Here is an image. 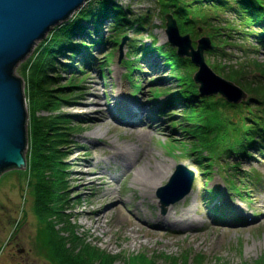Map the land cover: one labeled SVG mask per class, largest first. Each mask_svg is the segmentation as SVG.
I'll list each match as a JSON object with an SVG mask.
<instances>
[{
    "label": "rangeland",
    "instance_id": "1",
    "mask_svg": "<svg viewBox=\"0 0 264 264\" xmlns=\"http://www.w3.org/2000/svg\"><path fill=\"white\" fill-rule=\"evenodd\" d=\"M101 1L102 0L89 1L78 10L73 17L63 23V25L77 18L81 11L85 12L88 8L98 7ZM117 1L124 9L129 10L128 14L131 20L146 18L144 30L136 31L137 29H128L127 33H125L129 41L123 53L120 52L117 45L110 43L113 32L111 29V20L106 19L101 25L99 35H95L92 30H87L89 32L87 37L89 41L86 45L92 47L88 50H84V52L88 54L87 57L90 58L88 63L84 64L82 61V59L86 58L85 54L80 53L75 55V58H71L68 54H64L61 55L57 61V70L54 74L50 73V76H57L58 73L60 74V78L57 79V84L54 87L59 85L66 88L67 86H78V88L70 89L71 91L69 90V92H73L71 94L72 96L69 97L68 102H61L62 108L60 110V114L66 118L68 117L76 127V131L68 136V142L65 143L62 149V154L67 160L65 167L67 168L66 175L68 178V187H70L69 192L66 193V196L70 197V201L66 205L68 210L65 218L71 221V225L77 229L78 236L87 244L96 248L99 253L114 258L112 264H144L143 261L145 260L152 261L156 264H185L187 259L193 264H196L197 260H201L205 264H264V150H260V152L252 150L250 151L251 155L230 156L232 152L235 151V148L231 147L235 139L231 136L232 132L229 128L220 131V139L217 138V129H214L212 126L213 129L208 132L200 131L197 133L195 140H193L181 131V126L176 127L173 125L174 122H183L182 106H177L174 110L172 109L173 115L170 116V118L168 113L171 107H169L170 105H166L169 96L163 95V93L158 94L159 96L157 98L161 97V95L163 96L156 101L154 99V94L156 92L166 91L171 95L170 93H175L180 89V87H178L179 83L172 77L170 69L164 67V62L157 56V53H150V58L148 57L149 60L156 62V71L148 62V58L145 57V54L138 51V54L141 53L137 56L136 51H133L132 47H130V44H136L137 46L141 44L153 46L156 44V46H161L168 42L165 19L161 12L160 5H158L155 0ZM228 19H230V17H228ZM90 26L93 29L91 24ZM59 27L60 26H56L53 28L47 34L46 38L41 40L34 47L32 53L16 68V75L21 77L25 84L26 108L28 112L27 131L29 140L28 147L25 150L26 167L7 171L0 176V264H14L15 245L25 249L28 253L30 264H55L45 258L44 255L40 256L35 246L39 239V229L44 226V223H42L37 216L35 210L36 201L32 193L33 189L29 185V177L25 172L31 163V115L29 99L26 92L28 89V82L26 77L24 78L23 68L40 49L39 45L52 36L54 31ZM240 29L241 31L244 30V28H239V30ZM260 32L264 33V29L251 27L250 32L245 33L246 35H242L243 33L234 34L229 31L220 30V34L225 36L230 34L233 39H236L231 43L234 47H226V52H228L229 56L222 61L217 58H212L206 52L205 60L207 64L211 68H213V64H220V66L224 64L227 66L229 64L239 67L248 66L250 80L256 78V85L264 89V68L262 67V69H260L261 67L253 63V60L264 63V46L261 45L262 43H260L257 37ZM200 33L201 36L199 38L206 35L203 30ZM78 39L79 38L76 39V42L81 43ZM91 42L101 43L97 45ZM238 44L243 45L239 46ZM237 46L244 50L238 49ZM142 56L144 59L136 65L140 71L135 72L130 77V79L134 80L131 82L128 77L130 69L127 67V63H123V61H128V59L131 60V58L135 57L141 58ZM67 65H71L72 69L69 68L65 72L62 67L65 68ZM189 73L192 75L191 68H189ZM73 78H77L75 82L77 83L79 81V83L70 84L69 82L72 81ZM94 80L101 89L98 106L111 108L116 104L119 107H126L127 101L133 104L142 103L148 110L154 109L153 113H155L156 117L154 121H159L163 130L160 131L156 129L157 133L148 131L149 133L146 134L145 132H139L131 128L126 129L125 127L118 126L117 124L119 122L112 120V116L110 117L109 113H107V116L113 124L112 126L100 125L98 123L94 125V123L90 122L97 121V114H92L90 120H85L84 118L87 112L83 109L86 105L80 104L79 102L88 98L89 85H92ZM137 86H139V89H137ZM121 88H124V90ZM55 89L54 93L59 92V87ZM64 91L66 94L69 93L66 92L67 89ZM91 95H93V93ZM259 96L264 99L262 95ZM207 102L217 103L218 109H207L203 115H200L199 112L194 113L193 123L208 125V122H210L219 111L223 114L222 117L224 120L231 119V121L238 122L236 126H238L240 130L235 133L238 143L248 138L241 133L252 124L250 121H247L250 117V108L243 109V104H240L239 107L236 106L237 109L229 107L224 108L223 105L225 101L224 99L221 100L220 95L208 98ZM255 104L256 103L251 104L253 106L251 109L254 112L263 109L262 105L255 107ZM36 115L44 117L50 114L47 110H44L39 111ZM218 122L222 124V118L217 116V123ZM183 124L185 128L188 127L185 122ZM226 125L230 126L229 124ZM232 128H234V125H232ZM227 132L230 137L225 140L224 135ZM84 138L88 139L92 144L98 145L100 143L102 147L98 151H94L91 143L88 142L86 143L87 148L79 147L85 144L83 142L85 141L83 140ZM210 139H212L214 147H217L218 155L224 156L218 159L219 162L217 160L218 163H215L214 167L209 168L212 173L208 176L202 173V171H204L202 168L204 164L200 165L195 163L196 155L192 153L203 154L204 151L209 153L207 148L210 144H208L207 141ZM203 142L206 143L203 145ZM115 145L132 148L136 153L145 156V163H147L151 157H157L173 165L170 176L165 180L162 186L168 183L178 164L185 165L194 173V182L191 191V193H193L185 197L187 198L186 205H196V195L200 189L199 198L204 200L207 198L209 201L212 199V201L208 202V216L206 215L205 217L198 218L204 221L205 224L216 225L213 222L218 220L225 222L229 220L230 211L231 214L233 211L224 205H229V201L234 202L244 211L240 212L241 214L237 212L234 213V216L231 215L230 219H232V222L235 224V227H233L234 230H231L225 237L223 236L220 241L221 243L217 245L218 248L214 250L211 249V241L213 238L221 236V231L215 229L214 226H211L210 229L205 230L198 236H193L191 234H180L175 236L172 232L167 231V233L158 235L152 243L148 245L142 244L137 247H129L131 238L123 232L121 226H115L112 229L114 233L113 238L111 239V243H109L108 240L110 235L105 237L100 232H95L92 226L89 227L86 225V223L90 221L82 214V210L85 208L87 201L92 198L96 199L97 197H101L100 195L102 193L95 194L94 192H97V190H95L97 188L89 189L91 186L89 181L86 179L81 181L79 177H81L82 174L88 175L87 171L89 167H86V165L89 161H91L92 166H95L101 161L100 167L102 170H106L110 176L116 179L113 187L118 190L119 195L130 197L133 201V205L138 207L141 202L140 192L133 186L130 176H127V172H125V169H123L121 165H118L114 161H106V157L111 153V149H113ZM91 157L94 159L90 160ZM151 161L153 162L154 160L151 159ZM212 163L214 162L212 161ZM233 165L239 167L233 168L234 170L227 169ZM223 167H225V169H223ZM231 181L236 184L238 193L231 191ZM98 185L97 182L96 186L98 187ZM104 189H106V187H104L103 190ZM208 189H215L219 196L216 197L215 200H213L211 194L206 196V190ZM134 195H136L135 199L132 198ZM154 196L153 199H148V203L144 205V208L154 215L156 212H161L165 215L173 205L167 207L166 213H163L161 200L157 196V190ZM220 198H222V200ZM183 200L174 205L184 206ZM216 204L224 208L222 209L224 212H222L221 215H215L214 213ZM98 207L102 208V210L106 208L102 202L94 205V208ZM86 208L90 209V206H86ZM139 211H141L140 208ZM111 216L112 214L109 215L107 220H111ZM58 221L59 220H57L56 223H58ZM242 224H248L249 228L242 230L241 226H238ZM60 228L64 229L65 226L58 224L56 229L59 230ZM144 232L148 233L147 230H144ZM62 236L69 238V231L67 230L62 233ZM199 240H201V244H198ZM166 242L176 243L168 247L165 246ZM94 264L100 263L96 261Z\"/></svg>",
    "mask_w": 264,
    "mask_h": 264
},
{
    "label": "trees",
    "instance_id": "2",
    "mask_svg": "<svg viewBox=\"0 0 264 264\" xmlns=\"http://www.w3.org/2000/svg\"><path fill=\"white\" fill-rule=\"evenodd\" d=\"M155 1L160 5L163 16L173 14L182 35H190L193 40L197 41L201 36L200 32L203 30L204 34H206L205 36H208L212 41V46L207 54L220 61L229 56L228 52H226V47H234L231 43L236 40L230 34L227 36L220 34V30L246 35L245 33H249L251 27L264 29V0ZM128 11L117 0H102L98 7L88 8L85 12L81 11L77 18L67 24H62L54 31L52 36L43 41L39 45L40 49L23 68L24 78L26 77L28 82L26 92L31 115V163L25 172L29 177V185L33 189L32 193L36 201L35 210L37 216L44 223V226L39 229V239L35 246L40 256L44 255L45 258L55 264H94L96 261L100 264H112L114 258L99 253L96 248L87 244L78 236L77 229L71 225V221L65 218L68 210L66 205L70 201V197L66 196V193L69 192L70 187H68L67 168L65 167L67 160L62 154V149L65 143L68 142V136L76 131V127L68 117L67 119L60 114V110L62 108L61 102H68L69 97L72 96L73 92H69V90L78 88V86H67L66 88L59 85L54 87L57 84V79L60 78V74L50 76V73L54 74L57 70V61L64 54H68L71 58H75V55L80 53L85 54L86 58L82 59V61L84 64L88 63L90 58L87 57L88 54L84 50L92 47L86 45L89 41L87 39L89 35L87 30H92L95 35H99L101 25L106 19L111 20L113 36L110 43L113 45L118 46L120 44L128 29L144 30L146 18L131 20ZM228 17L232 19L230 20ZM239 28H244L242 30L244 32L241 29L239 30ZM77 38H79L78 40L81 43L76 42ZM91 43L98 45L101 42ZM261 43L264 46V41H261ZM194 45L196 46V44ZM238 45L241 46L243 44ZM239 46H237L238 49L244 50ZM130 47H132L133 51H136L137 56L142 52L147 58L150 53H157V56L163 60L164 67L170 69L172 77L179 83L178 87L180 89L175 93H170L173 99L169 100H171V107L174 103H179V106H182L183 122H174V126L183 128V123L187 122L191 127L188 130L183 129V131L192 138H195L200 131L208 132L214 127V129H217V138L219 139L220 131L229 128L232 132L231 136L235 139L231 145L232 148H235V151L230 156H242L250 154L252 150H257L258 152L264 150V99L259 96L262 95L264 97V89L256 85V78L250 80L248 66L239 67L230 64L228 66L225 64L220 66V64H213L216 72H221L220 74L226 79L239 84L251 96L248 101L243 103V109L250 108V117L247 121L252 124L241 133L248 138L238 143L235 137L236 131L240 130L236 126L238 122L231 121V119L224 120L223 114L219 111L208 122V125L193 123L194 113L199 112L200 115H203L207 109H218V104L207 102V98L202 99L199 96L198 87L193 81V74L197 68L190 59L179 58L176 49L172 48L168 43L161 46H156V44L153 46L130 44ZM138 51L141 52L138 54ZM142 59H144L143 56L123 62L127 63L130 75L134 71L140 70L135 68L134 63H140ZM253 63L261 67L260 69L264 68V63L255 60H253ZM69 68L72 69L71 65H67L65 68L62 67L65 72ZM189 68L192 70V75L189 73ZM76 80L77 78H73L69 83L78 84L79 81L76 83ZM58 87L60 93H54L55 88ZM137 88L139 89V86ZM66 89V92L70 94L65 93L64 90ZM158 94H154L155 100L159 96ZM252 103H256L255 107L262 105L263 109L254 112L251 109L253 107ZM236 106L239 107L240 105H232L227 102L223 105L224 108L229 107L232 109H237ZM44 110H47L50 115L44 117L36 115L39 111ZM171 112L172 110L168 113L169 117L173 115ZM217 116L222 118V124L217 123ZM232 125H234V128H232ZM224 137L225 140L230 137L228 132ZM205 143L203 142V145ZM207 143L210 144L207 148L209 153L206 151L203 154L198 153L196 161L199 164L205 163V173L210 175L211 171L208 169L212 165L209 162L211 160L216 161L217 158H221V155H218V149L216 146V148L214 147L212 139L208 140ZM235 167L237 166H233V168ZM208 192L215 197L218 196L216 191L210 192L208 190ZM214 212L217 215L222 214L219 208H216ZM57 220H59L58 223H56ZM58 224L64 225L65 228L56 229ZM67 230L70 233L69 238L62 236V233ZM143 262L144 264H156L149 260ZM185 264L193 263L187 259ZM196 264L205 263L197 260Z\"/></svg>",
    "mask_w": 264,
    "mask_h": 264
},
{
    "label": "water",
    "instance_id": "3",
    "mask_svg": "<svg viewBox=\"0 0 264 264\" xmlns=\"http://www.w3.org/2000/svg\"><path fill=\"white\" fill-rule=\"evenodd\" d=\"M91 0H0V176L26 167L28 112L24 80L16 75L17 66L56 26H61ZM166 34L181 58H190L199 71L194 76L201 96L221 94L228 102L239 104L248 95L238 85L218 75L206 63L205 51L211 47L208 37L198 40L195 48L189 35H181L172 15L166 16ZM120 45L123 53L128 41ZM194 173L178 165L169 183L160 188L163 209L187 196Z\"/></svg>",
    "mask_w": 264,
    "mask_h": 264
},
{
    "label": "bare ground",
    "instance_id": "4",
    "mask_svg": "<svg viewBox=\"0 0 264 264\" xmlns=\"http://www.w3.org/2000/svg\"><path fill=\"white\" fill-rule=\"evenodd\" d=\"M148 62L153 66V69H157L155 68V61L149 60ZM121 89L124 90V88ZM100 91L101 89L94 80L93 84L89 85L88 98L79 102L80 104L86 105L83 109L87 112L84 118L85 120H90L92 114H97V121L90 122L94 123V125L98 123L100 125L112 126L113 124L107 116V113H109V116H112V120L119 122L117 124L118 126L125 127L126 129L131 128L139 132H145L146 134L149 133L148 131L157 133L156 129L160 131L163 130L160 122L154 121L156 118L155 113H153L154 109L148 110L142 103L133 104L127 101L126 107H119L116 104L111 108L98 106ZM92 93L93 95H91ZM83 140H85L83 141L85 144L79 147L87 148L86 143L91 142L86 138ZM91 146L94 151H98L102 147L100 143L98 145L91 143ZM144 158L145 156L136 153L132 148L122 145H115V147L111 149V153L106 157L107 162L114 161L118 165H121L123 169H125V172H127V176H130L133 186L139 190L141 202L138 207L133 205V201L130 197L119 195L118 190L113 187L116 179L110 176L106 170H102L100 167L101 161L95 166H92L91 161L87 163L86 167H89L87 171L88 175L82 174L79 180H88L91 185L89 189L97 188L95 189L97 192L94 193L102 194L100 195L101 197H97L96 199L92 198L85 204L82 214L90 221L87 222L86 225L89 227L92 226L95 232H100L105 237L110 235L108 240L109 243H111V239L114 235L112 229L115 226H121L123 232L131 238L129 243L130 246L128 245L129 247H137L142 244L148 245L152 243L158 235L167 233V231L172 232L175 236L180 234L198 236L205 230L210 229L211 226H214L215 229L221 231V236L213 238L211 241V249L214 250L218 248L217 245L221 243L222 237H225L231 230H234L233 227H235V224L232 222L233 220L230 219L231 215L234 216V213L244 211L232 201H229V205L223 202L225 207L227 206V208L233 211L232 214L230 211L229 220L225 222L221 220L213 222L216 225L205 224V222L198 217L208 216V206L205 203L208 201L203 202V199L199 198V189L196 195L195 206L186 205L187 198H185L183 200L184 206L173 205L165 215L161 212H156L155 215L149 213V211L144 208V205L148 203L149 198L153 199L155 197V191H158L159 187L162 186L165 180L170 176L173 165L157 157H151L149 161L145 163ZM93 159V157L90 158V160ZM151 159L154 161L152 162ZM97 182L99 184L98 187L96 186ZM104 187H106V189L103 190ZM135 197L136 195L132 196L133 199H135ZM220 199L222 200V198ZM99 202H102L104 207H106L104 210L100 207L94 208V205ZM86 206H90V209H87ZM139 208L141 211H139ZM111 214V220H107ZM238 226H241L242 230L249 228L248 224ZM144 230H147L148 233H145ZM174 243L176 242H166L165 246L170 247L173 246ZM198 244H201V240L198 241Z\"/></svg>",
    "mask_w": 264,
    "mask_h": 264
},
{
    "label": "flooded vegetation",
    "instance_id": "5",
    "mask_svg": "<svg viewBox=\"0 0 264 264\" xmlns=\"http://www.w3.org/2000/svg\"><path fill=\"white\" fill-rule=\"evenodd\" d=\"M14 249H15L14 264H30L28 253L25 251V249L19 248L18 245H15Z\"/></svg>",
    "mask_w": 264,
    "mask_h": 264
}]
</instances>
